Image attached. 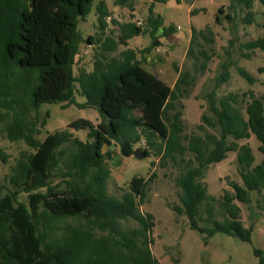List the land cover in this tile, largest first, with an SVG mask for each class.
Returning <instances> with one entry per match:
<instances>
[{"label": "trees", "instance_id": "1", "mask_svg": "<svg viewBox=\"0 0 264 264\" xmlns=\"http://www.w3.org/2000/svg\"><path fill=\"white\" fill-rule=\"evenodd\" d=\"M95 1L0 0V141H24L30 150L19 153L12 165L11 189L0 195V264H161L151 248L155 217L140 209L156 174L134 177L130 191L121 197L109 192L111 155L105 148L119 144L123 155L132 157L135 144L144 138L141 149L146 157L184 166L176 179L180 189V204L172 206L176 215L186 216L192 230L206 234V243L216 233L251 243L253 227L241 220L236 201L249 205L252 192H264V95L232 93L217 98L211 93L208 101L215 118L202 120L211 127L219 124L221 137L193 134L185 137V145L182 114L169 117L168 112L176 110L180 82L189 85L190 75L184 74L173 89L146 70L139 53L129 47L134 37L149 34L157 40L160 32L161 37H170L177 31L174 24L165 27L163 17L154 11V3L169 0H153L146 27L114 20L119 26L116 37L115 30L106 33L111 12L100 0L96 10L102 34L88 41L97 45L94 66L92 71L79 68L76 74L78 27ZM260 2L264 5V0ZM127 3L114 0L117 6ZM236 6L247 9L244 22L251 23L254 0H231L230 7ZM199 34L214 43L210 29ZM119 46L124 49L116 53ZM245 48L264 53V35ZM145 52L148 49L141 54ZM200 53L206 64L208 52ZM228 68L224 65L218 86L230 80ZM237 71L247 82H255L243 68ZM259 71L264 74V68ZM76 94L86 101L77 102ZM45 104L97 109L102 120L98 125L75 120L41 142L36 136L46 121L40 122L37 115ZM198 130L203 131V123ZM74 131H86L88 139L80 140ZM252 136L260 143L259 164L249 144H238ZM229 152L237 153L242 184L230 182L233 193L224 191L223 220H218L217 199L204 179L210 166L226 160ZM23 194L27 203L19 199ZM255 254L264 264L263 251L256 249Z\"/></svg>", "mask_w": 264, "mask_h": 264}, {"label": "rangeland", "instance_id": "2", "mask_svg": "<svg viewBox=\"0 0 264 264\" xmlns=\"http://www.w3.org/2000/svg\"><path fill=\"white\" fill-rule=\"evenodd\" d=\"M105 1L111 12L105 30L107 34L115 30V37L118 35L119 26L113 23L114 20L118 23L132 21L146 27L149 8L154 2L128 0L125 6H117L114 0ZM99 2L100 0L95 1L92 12L78 27L81 43L76 57V74L79 68L92 71L94 66L97 45L88 41L90 36L102 34L96 10ZM230 5L231 0H181L180 3L169 0L166 3H154V11L163 17L164 26L174 24L177 31L170 37H161L160 32L157 40H153L147 34L134 37L129 42V47L139 53L138 58L142 66L173 89L182 81L184 74L190 75V78L186 79L189 85L180 82L178 99L175 102L176 110L168 112L169 117H173L176 112L182 114L185 129L182 138L185 145H187L185 137L193 134L202 137L206 135L221 137L219 124L211 127L202 120L203 116L213 120L215 118L208 101L211 93H215L217 98L232 93L240 96L248 92L254 93L257 97L264 95V74L259 71L260 68H264V53L245 48L247 43L264 35V5L260 0H254L251 23L244 22L248 13L246 8L243 6L231 8ZM220 9H223V13H220ZM132 15L135 18H132ZM227 15H230L231 19H228ZM207 29L213 33L212 44L199 34ZM195 31L198 34L195 35ZM123 49L124 47L119 46L116 53ZM146 49L148 52L141 54ZM200 51H207L210 56L206 64ZM227 64L231 78L227 83L218 86V79L224 71V65ZM238 67L249 72L255 82L251 84L242 78L237 71ZM76 99L79 103L86 101L78 94ZM37 116L40 122L46 121V126L40 128L41 134L36 136L41 142L49 133L68 129L69 124L75 120L86 119L95 125L102 120L97 109H80L76 106L64 108L61 104H45ZM202 123L203 131H199L198 126ZM74 135L82 141L88 139L86 131H74ZM232 141L230 138L229 142ZM145 144L144 138L135 144V149L143 148ZM238 144H249L256 156V164L262 161L263 155L258 150L260 143L255 136L238 141ZM21 151H30L24 141L10 142L6 138L1 139V196L8 194L11 189L9 180L12 165ZM104 151L111 155L107 159L112 174L109 192L115 197H121L130 191V183L134 177L148 178L150 174H156L155 180L147 189L145 203L140 209L155 217L156 226L153 230L151 248L161 264H260V257L255 254V250H262L264 256V192H252L249 205L236 201L241 208V220L246 227H253L251 243L242 242L223 233H216L206 243V234L192 230L187 217L176 215L172 209L173 205L180 204V189L176 186V179L184 172V166L180 161H163L157 156L142 160L135 156L125 157L119 144L106 147ZM189 157L192 156L187 155V158ZM204 182L208 186L209 194L217 199L216 217L223 220L220 202L224 191L233 193L230 182L242 184L237 153L229 152L226 160L211 165ZM19 199L26 203L28 201L25 194L20 195ZM132 226H135V223Z\"/></svg>", "mask_w": 264, "mask_h": 264}, {"label": "water", "instance_id": "3", "mask_svg": "<svg viewBox=\"0 0 264 264\" xmlns=\"http://www.w3.org/2000/svg\"><path fill=\"white\" fill-rule=\"evenodd\" d=\"M134 156L140 160L147 158L146 153L141 148L135 149Z\"/></svg>", "mask_w": 264, "mask_h": 264}]
</instances>
